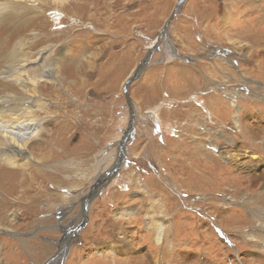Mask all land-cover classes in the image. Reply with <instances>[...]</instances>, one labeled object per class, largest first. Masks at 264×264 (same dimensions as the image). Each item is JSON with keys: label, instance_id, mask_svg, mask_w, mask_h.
I'll return each mask as SVG.
<instances>
[{"label": "rangeland", "instance_id": "374dc122", "mask_svg": "<svg viewBox=\"0 0 264 264\" xmlns=\"http://www.w3.org/2000/svg\"><path fill=\"white\" fill-rule=\"evenodd\" d=\"M180 1L64 0L61 12L54 0L30 4L41 10L42 27L26 29L12 47L30 69L40 55L59 69L54 89L68 104L48 97L39 118L42 132L30 152L45 156L35 167L49 177L35 182L24 207L9 211L16 213L6 226L12 231L0 229V264H53L60 256L56 264H264L249 204L264 192V179H251L264 173V162L253 174L214 152L236 154L222 139L224 130L236 136L232 101H241L245 123L264 132L257 68H264V46L239 33L255 27L264 2L185 0L176 11ZM12 63L0 60V71ZM215 87L219 96L210 101ZM205 104L217 106L214 125ZM207 151L214 157L203 163ZM258 208L264 211V201ZM126 211L130 221L119 216Z\"/></svg>", "mask_w": 264, "mask_h": 264}, {"label": "bare ground", "instance_id": "6f19581e", "mask_svg": "<svg viewBox=\"0 0 264 264\" xmlns=\"http://www.w3.org/2000/svg\"><path fill=\"white\" fill-rule=\"evenodd\" d=\"M54 1L55 3L57 2L56 9H58L59 11L60 9L62 10V7H63L62 3L64 2V0H54ZM261 1L264 2V0H261ZM37 2L40 5V4H44L45 0H0V60H4V58H6L9 61L15 62V63H12L11 67H8L7 69L0 71V81L1 80L3 81V82H0V229L6 230L9 232H11L12 230H8L9 227L6 228V226L13 223L14 215L16 213L15 210H12L11 214H9V211L14 207L15 208L16 207L19 208V206L24 207L22 204V200L28 199L31 197L30 195L32 194L34 189H36L35 182L38 179H43V182H44L49 177L46 174H42L43 171L41 172V169H37L35 167L36 165H40V162L42 165H45V162L43 161L44 162L43 163L41 161L43 160L45 156L39 155V157H36L32 155L30 152L32 148L31 145L34 139H36V137L42 132L43 125H42L41 119L39 118L41 117L42 114L47 113V111L49 110L50 104L48 102L50 100L48 99V97H51L56 102V104H58V106L60 107L63 106L64 103L68 104L65 100H63L62 96L59 95V93H57L54 89L56 87V83H58L59 78H60L59 76L60 73H58L59 69L47 63L44 56L42 57L41 55L39 57L40 58L39 59L40 62L38 64L39 67L37 69L35 68L34 70L30 69L29 67H27L28 65H30L28 60L23 55H22L23 58H20L22 56L17 54L16 50H14L15 48L12 47V44L15 41L14 38L16 37L20 38L22 32H24L26 29L34 28L35 30V29H39L42 27V25L39 23V19L41 20L42 18V13L40 12L41 10L38 11V9L32 8L30 6L31 3L35 5ZM178 9L179 7L177 6V10ZM262 16L264 17V14ZM263 17L261 16L257 17V20L255 22L256 28L253 25V26H250V28H247L239 32L244 35V38H249L250 40H252L251 45L254 43L258 47H261V48L264 46V35H260L259 31L261 29L260 28L261 25H263V22L261 21V18ZM54 20L55 22H59L60 18H56ZM262 20H264V18ZM257 21L259 22L258 26L256 25ZM255 37H258L256 41H255ZM20 40H23V39H20ZM231 43H234L233 44L234 46L239 45L235 42H231ZM170 51L171 53L176 54L174 49ZM250 58L252 59L251 55H250ZM261 66L258 64L257 68H259V70L262 71L264 74V68H262ZM32 72H38V74L35 73L36 75L32 76L31 75ZM208 72H209V69H208ZM215 72H218V71H215ZM42 84H44V86H41ZM1 87H3L4 89H2ZM40 87H43L42 91L48 90L50 91V93L48 94V93L41 92L40 90H38ZM211 89H213V94L209 97L206 96L210 98V101L216 99V96L217 97L219 96L218 95L219 93L216 87L211 88ZM223 99L224 100L221 101V104H224V106L227 107L228 100H226L225 96ZM217 100L220 101L221 98H217ZM259 100L258 99L254 100L253 104L255 106H258L261 101L264 102V100H261V101ZM73 101H77V100L73 99ZM232 102L234 103V104L231 103L233 104V106L231 105V108L234 111L233 118H232L233 119L232 129L237 131L235 133L236 136L235 137L231 136L232 133H228L227 131L224 130L223 131L224 135L222 136V139H223V142L227 145L228 149L231 148V149L236 150L234 151L236 152V154H232L229 156L227 153L226 154L227 156L224 158V153H222L220 150L218 151L216 147H214V152L215 154L218 153L219 155L218 157H223V159L227 161L229 164L236 165L238 169H241V170L243 169V171L245 172L253 173L254 171H257V166L259 165V163H261V161L264 162V135H263L264 132L262 133L260 132V130H258L257 132L254 124L244 122L243 119L245 118L243 117L244 112L242 111V108H241L242 107L241 101H237V102L232 101ZM201 108L204 111L209 112L207 114H209L208 116H210V120L212 119L211 124L214 125L217 106L216 105L213 106L210 104V107H207L205 104V105H202ZM259 117H261L262 120H264V113L260 114ZM46 123H49V122H46ZM225 124L226 123L224 119L221 125H225ZM220 139H218L215 135V137L212 140H220ZM147 145L149 147L152 144L149 143ZM241 152H243V154ZM248 153L253 154L252 155L253 161L250 160V161L245 162L243 158L246 157ZM211 156L214 157L211 152L209 153L207 151L204 154V158L202 162L204 163V161H206ZM197 157L198 156L195 155L194 160H199L197 159ZM105 159L106 158H104V160ZM257 160L258 162H256ZM243 163L251 164V166L246 165L243 168V166L241 165ZM105 165H106V162H105ZM103 172L104 170L102 171V173ZM240 176L241 175H238V177ZM252 178L253 180H257V181L260 179H264V173L260 175H253V177L251 176V179ZM139 182L137 181L138 184H140ZM199 183H200V180H199ZM19 191L23 193L24 197L16 196ZM237 192L238 190L234 191V194H236ZM58 197L63 199L64 202H69L71 204L75 201V199H72L68 196H58ZM245 199H249V197L244 198V203H245ZM263 201H264V192L257 194V196L256 195L251 196L250 201H249L250 203L249 202L248 203L253 204V209L255 210L253 213L255 214L254 215L255 222L258 223V226H257L258 230L256 231L258 233L257 238L261 239V236H262V239L264 240V211L258 208V205H260V203H262ZM70 206L69 205L63 206L62 210L65 213H68L72 208V207L70 208ZM242 207L244 208L246 206L242 205ZM122 215H124V218L126 220L128 221L131 220L130 212L126 211L119 216H122ZM164 239H165V235L163 234V230H158V233H157L158 241L157 242L161 244V241L163 243ZM0 253H1V250H0ZM60 257L59 259H57L58 261L54 260L53 264H56L57 262H59ZM116 262H118V264H126L123 261H116ZM128 263L129 264H144L143 259H140V258H135L133 261L127 260V264ZM49 264H52V263L49 262Z\"/></svg>", "mask_w": 264, "mask_h": 264}, {"label": "water", "instance_id": "95a60500", "mask_svg": "<svg viewBox=\"0 0 264 264\" xmlns=\"http://www.w3.org/2000/svg\"><path fill=\"white\" fill-rule=\"evenodd\" d=\"M184 3H185V0H181V1L179 2V4H178L179 9H181V7L183 6ZM179 9L176 10V11H179ZM174 16H175V14H174ZM174 16H173V17H174ZM171 21H172V20H171ZM151 54H153V52H152ZM151 54L149 55V57L151 56ZM137 78H138V76H134L132 79L128 80V82H127V86L125 87V91H126V92L128 91V87H130V85H131L134 81H136Z\"/></svg>", "mask_w": 264, "mask_h": 264}]
</instances>
